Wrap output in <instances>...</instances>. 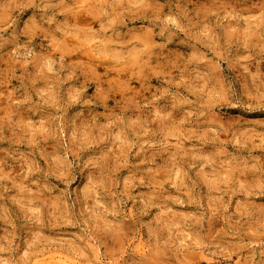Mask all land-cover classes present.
<instances>
[{
    "label": "clouds",
    "instance_id": "obj_1",
    "mask_svg": "<svg viewBox=\"0 0 264 264\" xmlns=\"http://www.w3.org/2000/svg\"><path fill=\"white\" fill-rule=\"evenodd\" d=\"M252 113L264 0H0V264H264Z\"/></svg>",
    "mask_w": 264,
    "mask_h": 264
},
{
    "label": "rangeland",
    "instance_id": "obj_2",
    "mask_svg": "<svg viewBox=\"0 0 264 264\" xmlns=\"http://www.w3.org/2000/svg\"><path fill=\"white\" fill-rule=\"evenodd\" d=\"M13 83H16L15 81H13ZM250 118L253 119H264V116H259L256 113H252L250 114ZM238 257L233 256L232 260L235 261ZM126 260H131V257H125ZM201 264H211V258H202L201 260Z\"/></svg>",
    "mask_w": 264,
    "mask_h": 264
}]
</instances>
